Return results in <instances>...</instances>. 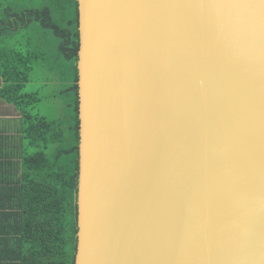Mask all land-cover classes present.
Segmentation results:
<instances>
[{
  "label": "water",
  "instance_id": "1",
  "mask_svg": "<svg viewBox=\"0 0 264 264\" xmlns=\"http://www.w3.org/2000/svg\"><path fill=\"white\" fill-rule=\"evenodd\" d=\"M74 264H264V0H77Z\"/></svg>",
  "mask_w": 264,
  "mask_h": 264
},
{
  "label": "trees",
  "instance_id": "2",
  "mask_svg": "<svg viewBox=\"0 0 264 264\" xmlns=\"http://www.w3.org/2000/svg\"><path fill=\"white\" fill-rule=\"evenodd\" d=\"M78 50L77 0H0V101L20 115L22 141L18 162L0 163V264H74ZM48 73L64 104L55 120L39 113L38 92H24L50 84Z\"/></svg>",
  "mask_w": 264,
  "mask_h": 264
},
{
  "label": "crops",
  "instance_id": "3",
  "mask_svg": "<svg viewBox=\"0 0 264 264\" xmlns=\"http://www.w3.org/2000/svg\"><path fill=\"white\" fill-rule=\"evenodd\" d=\"M20 129V115L0 101V163L18 162L22 147Z\"/></svg>",
  "mask_w": 264,
  "mask_h": 264
},
{
  "label": "rangeland",
  "instance_id": "4",
  "mask_svg": "<svg viewBox=\"0 0 264 264\" xmlns=\"http://www.w3.org/2000/svg\"><path fill=\"white\" fill-rule=\"evenodd\" d=\"M43 75V69L39 68L38 66L35 67L34 72L32 73L31 77L33 80L37 82L41 81ZM49 78H51L52 82L45 87H41L36 84H27L24 92L32 93L38 92V95L41 98V101L38 103V111L39 113L46 117L48 120H55L62 116L64 113V104L62 100L58 97H55L61 89V85L57 82L56 74L55 73H48ZM53 96V97H52Z\"/></svg>",
  "mask_w": 264,
  "mask_h": 264
}]
</instances>
